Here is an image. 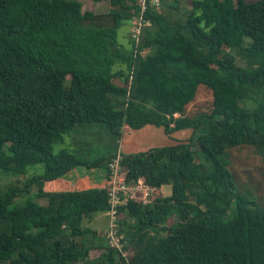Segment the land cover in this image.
Wrapping results in <instances>:
<instances>
[{"label":"trees","instance_id":"1","mask_svg":"<svg viewBox=\"0 0 264 264\" xmlns=\"http://www.w3.org/2000/svg\"><path fill=\"white\" fill-rule=\"evenodd\" d=\"M106 1L96 15L79 0H0V171L25 178L0 190V264H264V208L232 170L245 156L264 161V0H189L183 11L147 0L150 26L129 50L118 31L138 0ZM201 86L211 111L193 115ZM146 125L192 135L122 154L123 128ZM118 154L129 181L171 187L121 208L128 258L83 226L109 210L105 188L44 189L77 168L107 173Z\"/></svg>","mask_w":264,"mask_h":264},{"label":"rangeland","instance_id":"2","mask_svg":"<svg viewBox=\"0 0 264 264\" xmlns=\"http://www.w3.org/2000/svg\"><path fill=\"white\" fill-rule=\"evenodd\" d=\"M83 3L85 4L83 7V12L89 11L93 12L96 15H104L107 14L110 10V7H106V5H100L99 7L95 4L93 0H82ZM182 3V6L180 10H188L189 8V0H180ZM259 0H248V2H257ZM105 2H108L105 0ZM109 3V2H108ZM165 2H162L161 6ZM94 5L97 6V9H94V11H91L94 7ZM110 5V4H109ZM103 6V8H102ZM108 11V12H107ZM169 14H171L174 17L179 15V11L175 10H170ZM131 21L125 23L118 31V42L125 47L126 49L129 50L130 42H131ZM128 32H129V37H128ZM245 45L249 44V41L246 40ZM146 52V51H145ZM143 52V54L145 53ZM237 63L241 67H246L245 64L237 60ZM254 69V68H253ZM198 97V98H197ZM188 111L190 114L197 115L201 112H207L210 113L211 111V93L207 89H203V86L199 87L197 90V95L196 99L194 101V104L190 105L188 107ZM60 147L55 148V152H58ZM197 154V160L203 163H206L205 158L202 156L201 152L199 150H196ZM239 156V155H238ZM240 157V156H239ZM246 157V162L243 165H233L232 170L235 174L236 180L239 183H243L244 187L242 190L245 193L251 194L252 197H249L248 201L255 206H258L260 208H264V161L261 160L258 156H251V157ZM44 171V167L41 165H37L34 167H30L27 171L26 176L31 177L36 174H41ZM25 178L24 177H16L13 174H7L4 172L0 171V190H4L9 186H15L16 183L19 181V186L22 185L24 182ZM105 184V183H104ZM104 186V185H103ZM46 192H51V191H46ZM171 192V187L170 186H165L161 190V195L162 196H168L170 195ZM36 193V190H33L32 195ZM241 194V193H240ZM244 194V193H243ZM241 194V195H243ZM28 197L27 194L21 193L19 196L16 198V203H21L25 201ZM37 201V200H34ZM41 204H45V200L41 199L38 200ZM235 205H233V208ZM234 211H231V215H234ZM123 216H121L122 218ZM84 227L91 228L93 230L98 231V235L101 238H104L105 232L108 228V219L106 216V213H99L94 215V218L91 221L85 220ZM129 253V251H128ZM101 251H91L90 252V259H96L100 256Z\"/></svg>","mask_w":264,"mask_h":264},{"label":"built area","instance_id":"3","mask_svg":"<svg viewBox=\"0 0 264 264\" xmlns=\"http://www.w3.org/2000/svg\"><path fill=\"white\" fill-rule=\"evenodd\" d=\"M171 0H150V4L155 7H161L162 2L168 3ZM164 3V4H165ZM140 13L134 16L131 24V42L137 47L140 42L142 29L149 27V21L144 20L143 14L148 6L147 0H138ZM145 52V51H144ZM147 51L141 55H145ZM121 155L118 154L108 165L105 184L103 188L107 190L109 199V210L106 211L108 219V228L104 237L107 240L109 247L118 250L124 257L129 256L127 250V241L124 234L119 232L118 221L121 218V208L126 206L129 202L138 203L142 205L151 204L153 193H161L162 189L149 185L145 178L139 177L136 180L129 181L127 178V171L120 166Z\"/></svg>","mask_w":264,"mask_h":264},{"label":"crops","instance_id":"4","mask_svg":"<svg viewBox=\"0 0 264 264\" xmlns=\"http://www.w3.org/2000/svg\"><path fill=\"white\" fill-rule=\"evenodd\" d=\"M79 1L84 7L85 4L83 1ZM95 4L98 7L104 4L108 9L110 7L109 3L105 2V0L96 2ZM96 5H94L91 11L97 9ZM191 135L192 131L188 129L167 135L163 127H156L154 125H146L139 130H132L128 126H125L120 140L119 151L122 154L147 152L154 148L169 147L182 142H187L191 138ZM105 177L106 171L102 169L88 170L85 168H77L61 179L46 183L44 189H46V191H80L85 189H98L103 187ZM53 182H55V184L59 183L60 187L55 190H49L47 185Z\"/></svg>","mask_w":264,"mask_h":264},{"label":"water","instance_id":"5","mask_svg":"<svg viewBox=\"0 0 264 264\" xmlns=\"http://www.w3.org/2000/svg\"><path fill=\"white\" fill-rule=\"evenodd\" d=\"M45 191H46V189H45Z\"/></svg>","mask_w":264,"mask_h":264}]
</instances>
